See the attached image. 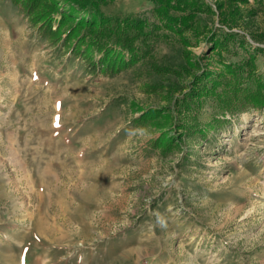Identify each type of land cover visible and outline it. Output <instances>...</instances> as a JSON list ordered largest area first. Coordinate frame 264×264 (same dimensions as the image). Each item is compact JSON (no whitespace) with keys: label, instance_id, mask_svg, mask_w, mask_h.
Wrapping results in <instances>:
<instances>
[{"label":"rangeland","instance_id":"obj_1","mask_svg":"<svg viewBox=\"0 0 264 264\" xmlns=\"http://www.w3.org/2000/svg\"><path fill=\"white\" fill-rule=\"evenodd\" d=\"M206 1L217 11L221 0ZM153 9L103 6L151 21ZM202 21L227 31L217 15ZM251 24L228 48L204 35L187 50L226 74L215 55L240 62L247 42L263 73L264 9ZM58 42L0 0V264H264V108L232 116L204 102L186 135L176 100L191 74L177 36L155 43L160 72L91 73ZM148 110L159 114L139 124ZM212 115L229 120L208 127Z\"/></svg>","mask_w":264,"mask_h":264},{"label":"trees","instance_id":"obj_2","mask_svg":"<svg viewBox=\"0 0 264 264\" xmlns=\"http://www.w3.org/2000/svg\"><path fill=\"white\" fill-rule=\"evenodd\" d=\"M114 1L11 0V3L27 15L41 36L52 43L59 41V47L69 46L72 55L88 60L86 67L91 73L104 69L115 74L138 62L146 63L150 70L164 71L166 68L154 62L155 43L159 36H177L183 44L191 74L190 83L181 87L182 95L176 100L178 125L186 135L193 131L192 123L197 120L194 113H198L204 102L232 116L264 108V72L257 71L255 54L248 50L249 43V47L247 42L241 44L246 55L240 62H227L220 54L215 55L221 58L219 63L226 74L209 66L201 67L187 50L192 40L198 43L204 35L212 42V51L228 48L230 41L240 36L235 29L250 30L253 17L264 9V0H221L217 2V11L206 0H149L154 3V21L142 14H107L103 6ZM203 15H217L220 24L227 28L225 34L206 32ZM170 87L167 91L173 99L177 87ZM158 114V110H148L136 121L142 124ZM228 120L225 116L212 115L208 127L223 126ZM199 131L206 136L204 130ZM158 145L159 141L155 146ZM166 146L167 149L173 146L172 140Z\"/></svg>","mask_w":264,"mask_h":264}]
</instances>
